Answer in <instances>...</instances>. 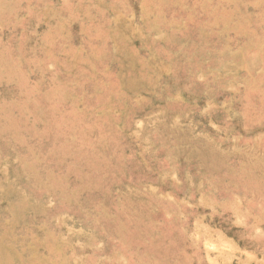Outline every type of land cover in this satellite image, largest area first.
Here are the masks:
<instances>
[{
  "label": "rangeland",
  "instance_id": "374dc122",
  "mask_svg": "<svg viewBox=\"0 0 264 264\" xmlns=\"http://www.w3.org/2000/svg\"><path fill=\"white\" fill-rule=\"evenodd\" d=\"M0 264H264V0H0Z\"/></svg>",
  "mask_w": 264,
  "mask_h": 264
}]
</instances>
